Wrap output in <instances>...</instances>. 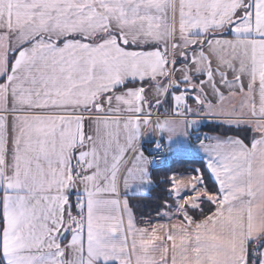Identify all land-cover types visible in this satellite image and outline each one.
I'll use <instances>...</instances> for the list:
<instances>
[{
	"label": "snow or ice",
	"instance_id": "snow-or-ice-1",
	"mask_svg": "<svg viewBox=\"0 0 264 264\" xmlns=\"http://www.w3.org/2000/svg\"><path fill=\"white\" fill-rule=\"evenodd\" d=\"M0 264H264V0H0Z\"/></svg>",
	"mask_w": 264,
	"mask_h": 264
},
{
	"label": "trees",
	"instance_id": "trees-1",
	"mask_svg": "<svg viewBox=\"0 0 264 264\" xmlns=\"http://www.w3.org/2000/svg\"><path fill=\"white\" fill-rule=\"evenodd\" d=\"M203 130H205V131H209L208 128H205V129H203ZM169 166L174 167V169L177 170V171H181V170H183V168L186 167L187 165H186V164H182V163H180V162H175V163L173 162L172 164H169ZM160 175H164V173L161 172ZM149 211H150V209H149Z\"/></svg>",
	"mask_w": 264,
	"mask_h": 264
},
{
	"label": "crops",
	"instance_id": "crops-1",
	"mask_svg": "<svg viewBox=\"0 0 264 264\" xmlns=\"http://www.w3.org/2000/svg\"><path fill=\"white\" fill-rule=\"evenodd\" d=\"M203 131H205V130H203ZM205 132H208V131H205ZM172 163H173V160H169V161H168V165H169V164H172Z\"/></svg>",
	"mask_w": 264,
	"mask_h": 264
}]
</instances>
